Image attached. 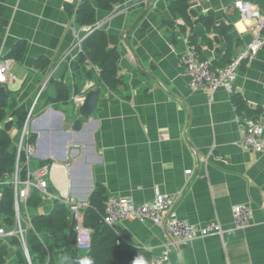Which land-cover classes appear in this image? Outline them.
Returning <instances> with one entry per match:
<instances>
[{"label":"crops","instance_id":"1","mask_svg":"<svg viewBox=\"0 0 264 264\" xmlns=\"http://www.w3.org/2000/svg\"><path fill=\"white\" fill-rule=\"evenodd\" d=\"M99 1L0 0V59L9 60L18 44L26 45L21 61L10 60L5 87L11 101L27 111L37 100L30 127L36 138L34 167H50V193L68 192L89 204L97 185H103L107 197L136 206L160 194H180L175 211L181 220L201 226L219 223L224 234L199 238L180 252L175 249L173 264H264V151L241 145L246 121L256 118L264 127V48L240 69L232 95L223 89L212 94L192 90L180 64L190 47L198 48L204 60L221 61L228 50L231 57L239 53L253 39L254 24L240 19L235 3L248 2L264 13V0H190L196 13L190 22L172 12L174 0H124L111 12L99 8L95 25H83L81 6ZM208 15L216 26L199 22ZM222 24L229 41L218 28ZM98 28L108 33L110 48L121 55L122 84L113 90L100 83L98 70L82 61L83 42L84 53L75 49L69 54L78 38L84 41ZM43 59L51 65L42 71L37 64ZM62 79L70 100L56 103L55 81ZM97 88L101 96L96 111L87 119L80 117L85 96ZM236 96L247 109L262 112L240 111ZM77 120L81 128L75 131ZM15 131L14 146L22 132ZM55 203L41 196V203L29 211L49 216ZM238 205L252 214L244 230L234 225ZM117 228L126 233L128 245L154 257L173 240L151 222L129 219ZM42 237L48 254L35 253V264H64L69 239L56 243L48 233ZM17 246L0 241L5 264H20Z\"/></svg>","mask_w":264,"mask_h":264},{"label":"built area","instance_id":"2","mask_svg":"<svg viewBox=\"0 0 264 264\" xmlns=\"http://www.w3.org/2000/svg\"><path fill=\"white\" fill-rule=\"evenodd\" d=\"M236 8L240 13V19L253 22L254 36L244 48L232 57L224 67H214L213 60H202L196 51V47L188 48L180 57V64L187 76L191 78L192 90H206L210 94L223 89L229 94L235 90L240 69L248 64L264 48V13L256 10L250 3L237 1ZM82 40L78 38L75 49L84 53ZM69 56V55H68ZM65 60V58H64ZM10 60L0 59V87L8 84L10 75ZM51 78H48V81ZM45 82L44 87L47 85ZM37 100L28 110L26 122L15 144L14 172L4 174L0 180V203L5 188L12 190L15 211V227L7 229L0 224V241L9 243L17 239L29 264H32L27 246V237L31 231H35L33 215L27 206L32 192H38L42 198H51L55 202L65 205L73 223V231L76 234V247L80 251L90 248L92 234L84 226V212L88 204L76 201L68 192L52 195L49 191L48 176L49 166L34 167L36 159V143L30 141L31 123L33 121ZM242 147L247 151L262 153L264 151V127L256 118H251L242 125ZM188 174H191L189 172ZM180 199V194L158 195L152 202L136 206L127 199L109 196L105 202L104 222L110 227H117L121 221L134 219L139 222H151L162 229L163 235L170 236L172 242L163 247L160 255L153 258L151 264H173L171 256L176 247L191 244L199 238L209 235H223L224 230L219 223H210L204 226L190 224L181 220L175 211ZM24 210V211H23ZM25 212V213H24ZM252 218L251 210L247 206L238 205L233 208L235 228L244 230L248 227Z\"/></svg>","mask_w":264,"mask_h":264},{"label":"trees","instance_id":"3","mask_svg":"<svg viewBox=\"0 0 264 264\" xmlns=\"http://www.w3.org/2000/svg\"><path fill=\"white\" fill-rule=\"evenodd\" d=\"M124 3V0H100L95 6L91 3H85L79 10L80 21L83 25L93 26L97 23V12L101 8L106 11H113L118 5ZM171 10L174 14L179 15L183 20L190 22L192 17L196 15L191 10L190 0H174L171 3ZM199 22L208 28L216 26L213 15L202 16L198 18ZM224 38L229 41L226 25L218 26ZM85 53L82 61L91 64L94 69L98 70L99 81L106 85L109 89H116L122 84V80L118 76V64L121 59L119 51L110 48L108 33L103 29H94L88 37L83 41ZM26 51L25 44H18L9 55V60L21 61ZM197 53L201 57L200 51L196 48ZM232 57L230 50L222 58L221 61L213 60L214 67L226 66ZM38 68L46 70L50 67L49 59H43L38 62ZM93 78L94 74L87 75ZM56 97L54 102L66 103L70 100V90L62 80L55 81ZM234 102L240 111H247L250 115L260 114L262 110L256 111L247 109L244 102L238 97H234ZM27 109L25 106H18L11 99L7 102H0V180L4 174L14 172L15 162V146L10 131L18 128L22 131L27 118ZM4 125V126H2ZM31 142H35L34 135L30 137ZM106 188L103 185H97L93 191L88 208L84 212V226L91 231L92 240L89 250L80 251L76 247L75 237H71L70 229L73 230V223L70 220V212L65 205L58 202L55 203L54 212L49 216L33 215V225L35 231H31L27 237V246L31 257L32 264H35L34 254L43 252L48 254V247L44 241L45 234L54 237L56 243H64L69 239L70 244L66 247V251L62 257L64 264H82L83 261L90 260L91 264H134L138 257H143L147 264H151L154 256L151 252L142 248L128 245L126 242L127 235L117 227H110L104 222L105 202L107 200ZM41 203V195L32 192L27 206L29 210L35 209ZM0 209L4 215L2 225L7 229L15 227V211L12 190L5 188L2 193ZM32 211V210H31ZM30 211V213H31ZM13 244L18 245V258L20 264H29L24 256L23 250L17 239L13 240ZM6 251L0 254V264H5Z\"/></svg>","mask_w":264,"mask_h":264},{"label":"water","instance_id":"4","mask_svg":"<svg viewBox=\"0 0 264 264\" xmlns=\"http://www.w3.org/2000/svg\"><path fill=\"white\" fill-rule=\"evenodd\" d=\"M147 1V0H146ZM147 10L145 11V13ZM101 88L91 90L85 96L81 106L78 108L79 116L82 118H89L97 109L98 103L100 101ZM10 100V95L8 94L7 88L5 86L0 87V102H7ZM81 128L80 121L74 122L73 130L77 131ZM73 237H76L75 232L72 230ZM176 250L180 252V248L176 247Z\"/></svg>","mask_w":264,"mask_h":264},{"label":"clouds","instance_id":"5","mask_svg":"<svg viewBox=\"0 0 264 264\" xmlns=\"http://www.w3.org/2000/svg\"><path fill=\"white\" fill-rule=\"evenodd\" d=\"M4 77L0 76V80H2ZM82 264H91L90 260L83 261ZM134 264H147V261L143 257H138L135 261Z\"/></svg>","mask_w":264,"mask_h":264},{"label":"rangeland","instance_id":"6","mask_svg":"<svg viewBox=\"0 0 264 264\" xmlns=\"http://www.w3.org/2000/svg\"><path fill=\"white\" fill-rule=\"evenodd\" d=\"M2 126H4V125H2ZM10 134L13 137V139L15 140V136L17 135L15 129L11 130Z\"/></svg>","mask_w":264,"mask_h":264},{"label":"bare ground","instance_id":"7","mask_svg":"<svg viewBox=\"0 0 264 264\" xmlns=\"http://www.w3.org/2000/svg\"><path fill=\"white\" fill-rule=\"evenodd\" d=\"M31 139V138H30ZM150 252V251H149Z\"/></svg>","mask_w":264,"mask_h":264}]
</instances>
